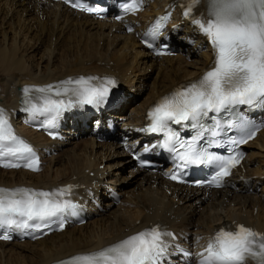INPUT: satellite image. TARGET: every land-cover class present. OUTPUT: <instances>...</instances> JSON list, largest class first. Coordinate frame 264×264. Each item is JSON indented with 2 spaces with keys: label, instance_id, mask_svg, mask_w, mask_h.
Listing matches in <instances>:
<instances>
[{
  "label": "bare ground",
  "instance_id": "bare-ground-1",
  "mask_svg": "<svg viewBox=\"0 0 264 264\" xmlns=\"http://www.w3.org/2000/svg\"><path fill=\"white\" fill-rule=\"evenodd\" d=\"M179 6V0H149L146 11L127 20L132 29L128 33L126 21L97 20L51 0H0V108L28 141L55 153L44 159L38 174L0 169V187L49 190L75 184L82 187L75 200L90 204L94 213L86 225L70 226L40 241L0 242V264H54L158 224L195 249L205 247L221 228L235 230L243 224L264 234V130L248 145L247 159L223 190L173 184L163 174L135 168L125 151L139 138L137 131L151 106L213 66V48L181 20ZM173 8L168 33L178 54L156 57L141 46L140 35ZM81 76L117 78L116 91L125 104L112 113L118 132L111 141L99 143L94 136L77 141L94 129L74 122L60 142L22 126L28 119L21 108L26 86ZM112 191L120 195L119 202L110 198ZM92 199L103 205L102 211Z\"/></svg>",
  "mask_w": 264,
  "mask_h": 264
},
{
  "label": "snow or ice",
  "instance_id": "snow-or-ice-1",
  "mask_svg": "<svg viewBox=\"0 0 264 264\" xmlns=\"http://www.w3.org/2000/svg\"><path fill=\"white\" fill-rule=\"evenodd\" d=\"M199 3L200 0H187L183 14L191 17L193 24L207 37L215 54L213 66L198 80L162 97L149 110V124L142 131L163 135V141L156 147L174 154L177 171L170 175L171 179L182 177L185 169L204 165L212 168L214 174L196 183L219 188L238 167L244 154L233 147L228 148L226 155L209 149L245 144L259 131L233 109L239 105H264V0H208L207 18L203 13L194 15ZM72 6H77L75 0ZM142 6L143 0H132L124 5V11L135 12ZM161 28L162 23L157 22L144 40L157 55L168 54L154 43ZM115 86L116 80L110 77H70L46 86H26L21 102L23 111L34 118L44 117L42 127L55 136L51 130L58 126L66 111L84 105L99 107ZM222 112L228 118H220ZM210 113L214 115L212 124L208 125L204 121ZM172 125L190 128L192 135L183 138ZM233 128L239 129V138L227 137L225 129ZM206 136L210 139L205 146L201 141ZM222 136L227 138L222 139ZM136 159L141 167L148 165L139 155ZM0 167L40 171L35 149L16 133L4 108H0ZM73 191V185L52 190L0 187V228L36 233L57 224L58 229L63 230L65 217L77 215L80 207L71 199ZM165 237L175 238L161 225H154L103 249L71 256L60 264H160L169 247ZM10 238L6 232L0 233V239ZM184 255L191 253L184 252ZM199 256L198 264H247L249 260L264 264V234L243 224L235 230L221 228Z\"/></svg>",
  "mask_w": 264,
  "mask_h": 264
},
{
  "label": "rangeland",
  "instance_id": "rangeland-1",
  "mask_svg": "<svg viewBox=\"0 0 264 264\" xmlns=\"http://www.w3.org/2000/svg\"><path fill=\"white\" fill-rule=\"evenodd\" d=\"M56 35V34H55ZM180 35H181V32L179 33V36H178V40L179 41H182L181 39H180ZM57 36V35H56ZM123 81V80H122ZM123 84H124V82H122ZM133 86H137V84L135 83ZM127 88V87H126ZM142 92H144V89H143V91ZM128 171L129 172H126L125 173V176H129V174H130V169H128Z\"/></svg>",
  "mask_w": 264,
  "mask_h": 264
}]
</instances>
